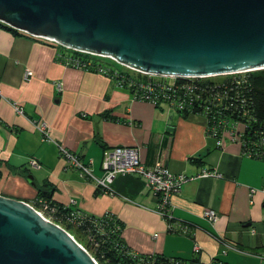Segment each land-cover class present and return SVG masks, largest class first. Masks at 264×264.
<instances>
[{
    "label": "crops",
    "instance_id": "1",
    "mask_svg": "<svg viewBox=\"0 0 264 264\" xmlns=\"http://www.w3.org/2000/svg\"><path fill=\"white\" fill-rule=\"evenodd\" d=\"M61 47L0 26V194L32 202L37 187L48 183L54 201L76 214L113 213L133 253L198 256L205 262L217 256L231 264H256L250 255L258 256L256 249L264 248V154L250 156L241 141L227 134L218 144L201 113L156 106L135 98L111 74L66 66L57 58ZM27 69L33 71L28 79ZM38 118L49 123L54 140H42L33 122ZM56 142L92 161L97 175L103 173L104 148L116 145L138 146L146 166L161 164L188 175L170 198V223L175 229L190 224V233L169 231L145 178L118 174L113 192H99L94 180L81 176L60 155ZM32 158L39 166L31 164ZM203 170L222 176H198ZM251 187L257 188L253 195ZM205 208L217 211L215 224L202 217ZM219 238L237 249L224 254ZM195 243L201 246L198 254Z\"/></svg>",
    "mask_w": 264,
    "mask_h": 264
},
{
    "label": "water",
    "instance_id": "2",
    "mask_svg": "<svg viewBox=\"0 0 264 264\" xmlns=\"http://www.w3.org/2000/svg\"><path fill=\"white\" fill-rule=\"evenodd\" d=\"M0 21L154 74L264 68V0H0ZM0 264L99 263L62 225L0 194Z\"/></svg>",
    "mask_w": 264,
    "mask_h": 264
},
{
    "label": "built area",
    "instance_id": "3",
    "mask_svg": "<svg viewBox=\"0 0 264 264\" xmlns=\"http://www.w3.org/2000/svg\"><path fill=\"white\" fill-rule=\"evenodd\" d=\"M49 41H56L54 39H47ZM65 47V46H64ZM67 54L63 55L64 63L66 66L91 69L103 74H111L117 78L119 85L127 84L133 93L135 98L149 101L156 106H168L171 109L177 111H191L195 106H201L204 110L208 111L211 106L215 105L212 100H208L206 95L213 97V100L218 103L220 97L218 84H203L202 79L212 76H178V75H161L147 72L134 66L122 63L118 61L114 56H108L109 58L116 60L127 67L125 69H112L104 65L101 61L92 57L97 55L105 57L103 54H95L93 52L76 50L74 48L65 47ZM246 72V71H244ZM33 75L31 69H27L25 72V78L28 79ZM58 88H62V84H57ZM205 96V97H204ZM205 98V99H204ZM17 111L23 113L21 106L16 105ZM34 125L41 135L42 140H54L49 123L43 119L38 118L33 120ZM241 124L230 120L225 122V119H212L208 123V131L217 137L218 144H223V137L227 134L233 140L241 141V135H239ZM263 132V131H262ZM242 142V141H241ZM57 143V142H56ZM60 155L74 168H76L81 176L88 177L95 181L96 186L103 192H113L112 183L116 175L118 174H136L146 179L147 183L151 187L153 194L156 197V211L159 212L168 222L169 231H175L173 223H170L172 218V212L170 207V198L172 195L178 193L184 182L190 177L183 173H173L168 167L157 164L155 166H146L140 158V149L135 145H116L113 147H106L103 150L102 158V170L101 175H97L92 168V161L85 162L76 153L69 150L64 145L57 143ZM251 151L249 154H252ZM33 166H39L36 158L31 159ZM198 176H222V174L216 170H203ZM257 192V188L251 187L250 194L253 195ZM39 206H34L42 215L52 220V212L56 211L55 206H50L49 202L44 199L38 200ZM29 203V202H28ZM81 214H75V218L80 221ZM80 217V218H79ZM87 217V215H86ZM202 217L211 224H215L219 219V215L216 210L212 208H205ZM89 231H103L104 226L108 225L113 219V215L106 213L100 216V219L95 217H88ZM101 220V221H99ZM119 224L117 227L119 228ZM179 233H188L190 226L187 223L182 224L177 228ZM255 233V228L251 230ZM158 235L157 233L155 234ZM219 241L224 244L222 252L227 253V249L237 247L221 238ZM194 253L201 252V246L195 243L193 247ZM258 255V254H257ZM206 263L208 264H227V263H214V257H212ZM170 264H191L190 261L178 258L170 259Z\"/></svg>",
    "mask_w": 264,
    "mask_h": 264
},
{
    "label": "trees",
    "instance_id": "4",
    "mask_svg": "<svg viewBox=\"0 0 264 264\" xmlns=\"http://www.w3.org/2000/svg\"><path fill=\"white\" fill-rule=\"evenodd\" d=\"M0 26L15 33L22 31L0 21ZM24 33V32H23ZM67 54V49L62 46L57 58L63 62V55ZM243 74H228L227 76L206 77L202 79L205 84H218L220 97L218 103L213 97L206 95L208 100L215 104L206 111L201 106H195L191 111L184 113H201L206 116L207 122L214 119H225V122L233 120L243 125L244 130H239L243 149L246 153L253 151L251 156L262 157L264 154V68L243 72ZM124 86V84H123ZM204 98V99H205ZM208 127V126H207ZM263 131V132H262ZM20 173L26 174L24 169ZM38 195L32 202L38 205V200L48 201L50 206H55L56 211L52 212V220L66 228L74 238L80 242L96 259L99 264H170V259L178 258L190 261L191 264H208L200 257L186 259L180 256H169L161 254H136L131 252L122 237L123 224L113 215L110 223L104 226L103 231H89L88 217H99L81 214L80 221L75 218L76 212L72 208L63 206L54 201L52 197L53 187L45 183L37 187ZM99 192H102L98 189ZM106 214V213H105ZM80 218V217H79ZM101 221V220H99ZM120 225L119 228L117 225ZM191 227V225L189 224ZM175 231H178L175 229ZM190 233V230L189 232ZM200 253V252H199ZM198 254V253H195ZM214 263L231 264L222 258L214 256Z\"/></svg>",
    "mask_w": 264,
    "mask_h": 264
},
{
    "label": "rangeland",
    "instance_id": "5",
    "mask_svg": "<svg viewBox=\"0 0 264 264\" xmlns=\"http://www.w3.org/2000/svg\"><path fill=\"white\" fill-rule=\"evenodd\" d=\"M92 57L95 58V59H97V60H99V61H101L104 65L108 66L109 68H112V69H125V70H127V67L126 66H124L123 64H121L120 62H118L116 60H113V59L109 58L108 56L101 57V56H97V55H92ZM243 72L218 74V75H215L213 77L218 78L221 75L222 76H227L228 74H232V75H234V74H236V75L237 74H243L244 75L245 73H243ZM255 227H257L259 229V225H255ZM259 231H260V229H259ZM262 233H264V231ZM229 249H232V248H229ZM256 250H259V251H257L259 253L258 256H255V255H252V254L251 255L248 254V255H250L251 257H253V259L256 262V264H264V261H263V259H264V248L256 249ZM243 258L248 259L246 257H243ZM261 258H263V259H261ZM262 261H263V263H262ZM239 264H243V263L242 262H239ZM250 264H252V263H250Z\"/></svg>",
    "mask_w": 264,
    "mask_h": 264
}]
</instances>
